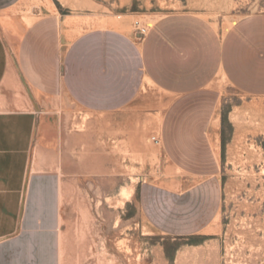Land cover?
<instances>
[{
    "label": "crops",
    "instance_id": "1",
    "mask_svg": "<svg viewBox=\"0 0 264 264\" xmlns=\"http://www.w3.org/2000/svg\"><path fill=\"white\" fill-rule=\"evenodd\" d=\"M22 1L0 0V264H61L62 179L30 170L44 158L54 163L63 151L56 122L69 105L113 114L154 102L172 120L177 112L167 106L191 100L196 107L180 118L191 128L177 129L166 152L197 181L183 190L144 185L141 207L148 227L160 235L210 234L222 208V183L215 130L199 122L215 120L226 88L264 98V14L224 30L199 14L177 12L156 21L142 40L125 30L129 20L71 38L53 13L24 25L12 13ZM205 93L215 95L206 101L215 106L207 117L199 113ZM201 153L212 154L208 165Z\"/></svg>",
    "mask_w": 264,
    "mask_h": 264
},
{
    "label": "rangeland",
    "instance_id": "2",
    "mask_svg": "<svg viewBox=\"0 0 264 264\" xmlns=\"http://www.w3.org/2000/svg\"><path fill=\"white\" fill-rule=\"evenodd\" d=\"M177 12L199 14L226 30L243 17L264 14V0H23L12 10L24 25L56 14L71 38L91 29L118 28L114 22L123 20L130 21L125 30H149ZM212 96L200 99L201 116L215 107L206 102ZM177 101L167 106V112H177L172 120L154 102L113 114H92L74 105L61 113L56 124L65 137L63 151L54 163L44 158L30 170V175L62 179L61 264H264V98L233 88L220 94L211 115L215 120L199 122L216 133L223 198L214 229L203 236L173 237L148 227L142 186L183 190L197 181L176 168L166 152L177 129L191 128L180 118L196 107L189 99ZM200 155L206 165L212 154Z\"/></svg>",
    "mask_w": 264,
    "mask_h": 264
},
{
    "label": "built area",
    "instance_id": "3",
    "mask_svg": "<svg viewBox=\"0 0 264 264\" xmlns=\"http://www.w3.org/2000/svg\"><path fill=\"white\" fill-rule=\"evenodd\" d=\"M136 33H137L138 38H139L140 40H142V39L147 35L148 30L145 29V28H142V29L138 30V32H136ZM152 140H153V142L156 143V144H159V143H160V141L158 140L157 137H153Z\"/></svg>",
    "mask_w": 264,
    "mask_h": 264
},
{
    "label": "bare ground",
    "instance_id": "4",
    "mask_svg": "<svg viewBox=\"0 0 264 264\" xmlns=\"http://www.w3.org/2000/svg\"><path fill=\"white\" fill-rule=\"evenodd\" d=\"M128 22H129V21H128ZM120 24H123V25H125V24H126V25H127V23H121V21H120Z\"/></svg>",
    "mask_w": 264,
    "mask_h": 264
}]
</instances>
